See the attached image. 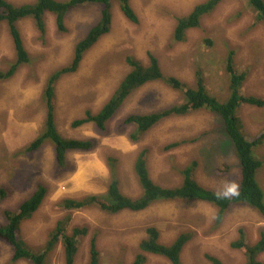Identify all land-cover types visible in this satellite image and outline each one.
Masks as SVG:
<instances>
[{"label":"rangeland","instance_id":"1","mask_svg":"<svg viewBox=\"0 0 264 264\" xmlns=\"http://www.w3.org/2000/svg\"><path fill=\"white\" fill-rule=\"evenodd\" d=\"M8 1L19 5L34 0ZM203 1L130 0L138 17L136 23L127 20L118 3L112 2L109 32L88 50L77 71L64 75L56 85L55 121L59 132L66 137L95 141L90 151H69L68 166L62 170L54 167L50 144L32 153L26 152L25 147L44 121L41 92L45 79L51 71L70 61L75 43L99 19L100 8L86 4L73 9L65 17L64 32L56 30L51 16H47L43 34L29 18L18 22L24 45L33 60L21 66L11 79L0 81V187L7 192L0 203V222L3 221L2 211L14 210L37 185H44L47 193L42 203L21 223L20 235L28 245L44 246L56 221L69 214L68 233L73 226L88 229L79 243L74 264L87 262L93 236L97 237L99 264H130L140 252L138 243L148 226L159 230L160 241L164 243H170L181 232H193L181 253L183 264H211L205 254L218 257L223 264L244 262V255L231 248L230 242L242 228L247 242L253 244L264 231V217L243 203L231 206L217 225L215 208L197 201H162L139 212L124 210L115 215L94 207L68 212L55 207L64 198L104 193L109 178L105 162L108 155L119 158L121 190L132 198L137 197L141 189L134 161L143 147L148 148L149 175L161 186L179 185L178 169L195 162L194 178L200 184L229 193L237 187L241 177L237 159L217 115L201 110L167 118L139 140L129 139L133 128L123 124L127 115L161 110L182 101L180 92L162 81L134 90L103 131L97 130L93 123L71 126L86 110L96 113L111 96L130 68L125 62L127 56L146 64L147 52L158 59L165 75L175 76L189 85L195 84L196 71H202L209 91L222 96L226 80L224 59L232 49L236 68L247 74L242 93L264 96V22H257L246 0L222 1L212 13L201 18L199 27L186 31L184 41L173 40L176 19ZM206 38L212 40L211 46L205 42ZM13 54L10 34L1 24L0 67H4L3 60L11 59ZM239 114L246 135L264 131V108L244 105ZM193 138L194 141H187ZM182 140L183 144L163 150L166 145ZM253 155L264 159V142L254 147ZM223 164L229 166L228 173L215 176L214 170ZM255 178L264 189V163ZM144 255V264H171L161 256ZM10 258V247L0 241V264H30L10 263ZM258 259L264 264V252ZM46 262L64 264L60 243L47 254Z\"/></svg>","mask_w":264,"mask_h":264},{"label":"trees","instance_id":"2","mask_svg":"<svg viewBox=\"0 0 264 264\" xmlns=\"http://www.w3.org/2000/svg\"><path fill=\"white\" fill-rule=\"evenodd\" d=\"M113 1L118 3L127 20L133 23L138 22L137 14L131 6L130 0H34L31 3L19 5H14L8 0H0V26L4 24L7 28L14 52L11 59H4L2 62L4 67H0V81L11 79L21 66L28 65L33 60L24 45L17 25L21 19H31L35 28L43 34L46 29L47 16H51L56 30L64 32L66 31L65 17L73 9L86 4L97 5L100 8L99 19L75 43L70 61L51 71L45 79L41 92V100L45 107L44 121L37 135L25 147L26 152L32 153L38 151L43 145L50 144L54 167L57 170L68 166L66 155L69 151H90L95 146V141L92 139L66 137L59 132L55 121L56 85L64 75L75 73L88 50L109 32ZM222 1L224 0H205L196 4L186 15L179 16L174 24L173 40L184 41L186 31L199 27L201 18L212 13ZM246 1L254 11L257 22H264V0ZM205 42L210 46L213 44L209 38H206ZM147 54L146 64L133 56H127L125 62L130 68L111 96L96 113L86 110L83 117L72 121L71 126L78 127L85 123H93L97 130L103 131L107 122L134 90L150 82L162 81L172 90L180 92L182 101L161 110L127 115L123 124L131 125L133 128L129 133V139L133 142L139 140L146 131L164 119L185 116L201 110L208 111L219 116L222 129L232 145L241 176L237 187L229 193L200 184L194 178L195 162L178 169L181 175L179 185L161 186L155 183L149 175L146 162L148 148L143 147L134 161V171L141 189L137 197L132 198L121 190L118 173L119 158L108 155L105 162L109 170V178L104 193L64 198L55 207L67 212L94 207L107 214L115 215L124 210L139 212L162 201H197L215 208L214 223L217 225L221 223L226 211L231 206L243 203L264 217V189L255 178L264 159H257L253 155L254 147L262 145L264 142V131L250 136L246 135L239 114L240 108L244 105L264 108V96L242 93L241 88L247 74L236 68L234 50L229 49L224 59L226 80L222 96H216L209 91L202 71H196L195 84L189 85L175 76L165 75L158 59L150 52ZM187 141L192 142L194 138ZM184 142L183 140L172 142L166 145L163 150H170ZM228 171L229 166L223 164L214 170V175L222 177ZM45 189L44 185H37L14 210L2 211L0 241L11 249L10 263L25 261L30 264H47V254L60 243L63 248L64 264H74L79 243L85 237L87 228L73 226L68 233L69 214L56 221L52 230L49 231V237L44 246H30L20 235L21 223L30 218L38 209L45 197ZM6 195V189L0 187V203ZM144 231L145 235L138 243L140 252L136 254L130 264H144L146 259L144 254L146 253L161 256L171 264H183L181 253L185 245L192 239V231L179 233L170 243L160 241V232L155 226H148ZM230 246L244 255L245 259L242 264H262L258 257L264 252V231L259 233L258 238L252 244L247 242L243 229L239 228L238 236L230 242ZM204 256L211 264H223L218 257L209 254ZM99 260L100 252L96 245V238L93 236L90 239L89 255L85 264H99Z\"/></svg>","mask_w":264,"mask_h":264},{"label":"bare ground","instance_id":"3","mask_svg":"<svg viewBox=\"0 0 264 264\" xmlns=\"http://www.w3.org/2000/svg\"><path fill=\"white\" fill-rule=\"evenodd\" d=\"M8 75V74H7ZM10 78V77H9ZM239 121H240V119H239ZM242 121V120H241ZM128 122V121H127ZM159 122V121H158ZM37 131V130H36ZM149 131V130H148ZM263 160V159H262ZM179 175V174H178ZM179 177H181L180 175H179ZM49 187H47V189H48ZM119 189V188H118ZM46 190V189H45ZM47 193V192H46ZM35 215V214H34ZM80 222V221H79ZM82 222V221H81ZM78 223V222H77ZM74 224V223H73ZM75 225V224H74ZM80 225V224H79ZM83 225V224H82ZM84 226V225H83ZM88 230V229H87ZM86 232H88V231H86ZM83 235V234H82ZM86 236V235H85ZM97 238V237H96ZM93 247V246H92ZM98 252V251H97ZM89 254V253H88Z\"/></svg>","mask_w":264,"mask_h":264}]
</instances>
